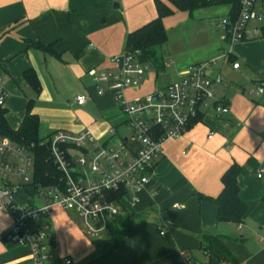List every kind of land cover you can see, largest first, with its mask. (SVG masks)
I'll return each mask as SVG.
<instances>
[{"label": "crops", "instance_id": "0c3cea01", "mask_svg": "<svg viewBox=\"0 0 264 264\" xmlns=\"http://www.w3.org/2000/svg\"><path fill=\"white\" fill-rule=\"evenodd\" d=\"M162 1L173 9L163 18L164 28L182 31L179 52L168 41L161 48L160 71L167 70L172 79L167 84L188 67L212 59L210 77H222L227 65L229 73L244 74L233 79L251 84L240 86V92L224 89L218 95L214 88V100H222L228 112L218 115L204 108L200 119L181 136L161 144L152 162L153 174L138 193V202L126 212L136 215L129 237L105 251L102 247L107 241L94 246L80 239V248L74 241L68 247L76 225L65 215V219L55 217L50 209L42 221L54 240L47 252L68 258L71 264H225L217 253L204 252V236L213 235L221 237L233 264H264V177L256 178L264 166V92L258 94L252 88L264 80V39L229 43L225 30L218 31L213 21L219 8L221 20L227 18L228 6L188 12ZM156 15L154 0H0V77L8 93L3 106L8 125L18 128L33 99L23 79V72L33 69L40 90L30 110L38 117V133L43 131V138L58 130H89L98 140L108 139V129L124 126V117L107 91L109 83L96 81L88 72L94 70L97 76L117 73L118 66L111 59L124 51L126 34ZM257 28L246 25L252 35ZM228 57H233L232 63ZM217 61H221L219 67ZM233 63L239 68L233 69ZM150 67L135 88L124 91L128 101L167 85L156 86L160 71ZM223 81L222 77L218 85L224 87ZM67 87L73 89L69 95L62 91ZM99 88L102 94L97 93ZM79 95L86 97L83 105L75 102ZM65 103L71 114L59 116L57 107ZM232 163L242 167L237 182L239 196L247 205L239 224L218 222L216 206L198 196L216 197L222 188L220 177ZM11 225L12 218L0 206V264H33L29 246L3 239ZM162 229L165 235H160ZM60 243H66V251Z\"/></svg>", "mask_w": 264, "mask_h": 264}, {"label": "built area", "instance_id": "2783aa9c", "mask_svg": "<svg viewBox=\"0 0 264 264\" xmlns=\"http://www.w3.org/2000/svg\"><path fill=\"white\" fill-rule=\"evenodd\" d=\"M263 18L259 0H240L237 20L230 23L224 18L218 26L228 25L229 43H235L259 37L258 28L252 35L246 25ZM111 61L118 66L117 73L99 76L94 70L88 73L96 76L94 79L98 82L109 83L107 91L120 106L128 133L118 136L113 143L111 139L117 134L113 126L104 141L89 130L53 132L47 142L52 162L61 174L58 183L38 185L31 193L27 188L34 174L31 148L0 133V206L12 218V225L4 235L29 246L33 264H71L70 259L55 258L47 252L54 240L49 235L48 224L42 221L53 206L71 211L89 238H100L102 232L107 233L109 221L125 214L130 205L138 202V193L153 174V159L165 140L181 136L204 108L210 107L218 115L228 112L222 100H214V86L222 83L220 74L208 75L215 59L188 67L177 80L134 101H128L124 91L142 81L145 71L151 69L150 64L140 62L138 51H123ZM232 68H239V64L233 63ZM103 92L102 88L97 91ZM255 92L263 93V88L256 86ZM7 96L5 82L0 77V107L4 106ZM85 101L84 95L75 98L77 105ZM263 177L264 166L256 173V178ZM24 193L27 200L20 201L19 195ZM35 194L43 200L42 205L35 203ZM159 233L165 235V230Z\"/></svg>", "mask_w": 264, "mask_h": 264}, {"label": "trees", "instance_id": "16d2710c", "mask_svg": "<svg viewBox=\"0 0 264 264\" xmlns=\"http://www.w3.org/2000/svg\"><path fill=\"white\" fill-rule=\"evenodd\" d=\"M175 9L180 11L193 12L194 10L205 7L228 6L227 19L230 23H234L240 11V0H166ZM156 8V17L140 28L126 34L124 42L125 52H139L140 62H147L154 69L160 71L163 69V58L161 48L167 42V32L163 25V18L173 13L170 8L162 0H154ZM259 4L264 12V0H259ZM259 29V38L264 39V18ZM226 36L229 32L225 31ZM41 49L46 50L48 46L38 45ZM46 47V48H45ZM228 62H233V57H228ZM25 82L37 93L40 90L39 80L33 69H27L23 72ZM255 86L263 88L264 80L255 83ZM33 99H29L26 105V112L18 128H11L6 119V110L0 107V133L12 141L30 147L33 156L34 174L33 181L27 186L32 191L38 186L54 185L60 181L61 174L53 164L50 157V150L47 139L38 137L39 120L37 115L31 113V105ZM264 104V95L262 98ZM200 119V115L194 121ZM242 171V167L236 163H232L221 175V191L216 197H206L198 194L200 199L207 200L216 206V220L218 222H231L239 224L242 222L246 213L247 205L239 196V187L237 178ZM264 182V178H263ZM20 201H26V193L19 195ZM264 202V195L262 197ZM30 202V200H29ZM136 220L135 214L125 213L117 216L107 224V243L102 247L105 251L120 240L129 237L132 226ZM5 235L3 236V239ZM204 252L217 253L223 263L233 264V258L224 247L221 237L213 235L204 236Z\"/></svg>", "mask_w": 264, "mask_h": 264}, {"label": "rangeland", "instance_id": "374dc122", "mask_svg": "<svg viewBox=\"0 0 264 264\" xmlns=\"http://www.w3.org/2000/svg\"><path fill=\"white\" fill-rule=\"evenodd\" d=\"M218 10H217V12H218L217 15L215 17H213V21L215 22L216 29H218V31L221 32L222 31V28L219 27L218 25H219V23L221 21V18H222V8H219ZM262 23H263V20H260V21H258V20H252V21H250L247 24V27L248 28H251V27H254V26L260 27L262 25ZM166 32H167V41L169 42V45L172 46V48L174 49L175 52H179L180 51V48L182 47V35H180L182 31L180 30V28L179 29L172 28V29H166ZM220 64H221V61H217L216 66L219 67ZM228 69L229 68L226 65V66L223 67V71H222V77H223V80H224L223 81L224 87L223 86H220V85H216L214 87L218 91L217 95L220 94V92L222 90H224V89L225 90H228L229 89L231 93L237 92V91L240 92V90H238L240 86H246L247 84H251V83H248V82L245 81L244 82V85H242L240 82L236 81L232 77H243L244 74H242V76H238V74L233 75V74H231V73L228 72ZM150 70L151 69L149 68L147 70V72L150 71ZM167 73H168L167 70L166 71H162V72L161 71L158 72L156 81H154V83L156 84V86H158L160 88L161 87H164L169 80H172V79H170L171 77H167ZM252 88L255 91L256 87L253 86ZM72 90H70L67 87V88L63 89L62 91H63V93L65 95H69V94H71V91ZM31 91L33 93L32 98L34 100L36 98V96H37V92L35 90H33L32 88H31ZM58 100L59 101L62 100V102H64L66 99H60L59 98ZM65 105H67V104L65 103L64 105H58L57 109H58V112L59 113H57V114L59 116H65V115L71 114L70 111H69V109L67 107H65ZM209 106H210V104H209ZM56 130H58V129H56ZM127 133H128V129H127L126 126L119 127L118 130H117V134L111 139V142L115 143L116 140H117V138H118V136H121L122 137V136H124ZM38 137L39 138H43L44 137L43 131H39ZM34 199H35V203L37 205H42L44 203L43 200L37 198L36 194H35V198ZM51 209H52L55 217L56 216H59V218L65 219L64 216H63V215H65L66 217H68V219H71L74 222V224L76 225L75 227L77 229V232L75 234V237L72 239V241L67 244L68 247L72 246L73 241H74L73 244H76L79 247V245H80L79 244V240L80 239H82L85 243L90 244V245H94V246L95 245H98V244H101L102 242L108 240V235H107L106 232H102L99 235L100 238H94V239H91L87 235H85L84 232H83V230H82V228H81V226L78 223V220H77L76 216L71 211L66 210V209H63L60 206H53ZM8 215L10 216L9 213H8ZM56 244H57V242H56ZM59 245H60V249L63 252L66 251V249H67L66 248V243H60ZM54 246H55V244H54Z\"/></svg>", "mask_w": 264, "mask_h": 264}, {"label": "water", "instance_id": "95a60500", "mask_svg": "<svg viewBox=\"0 0 264 264\" xmlns=\"http://www.w3.org/2000/svg\"><path fill=\"white\" fill-rule=\"evenodd\" d=\"M223 29H224L225 31H228L229 26H228V25H225V26L223 27Z\"/></svg>", "mask_w": 264, "mask_h": 264}]
</instances>
